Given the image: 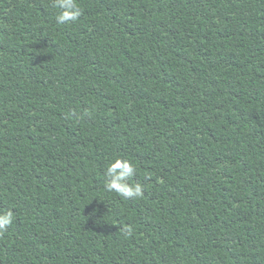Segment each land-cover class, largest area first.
Segmentation results:
<instances>
[{"label":"trees","instance_id":"obj_1","mask_svg":"<svg viewBox=\"0 0 264 264\" xmlns=\"http://www.w3.org/2000/svg\"><path fill=\"white\" fill-rule=\"evenodd\" d=\"M78 3L0 0V264H264V0Z\"/></svg>","mask_w":264,"mask_h":264},{"label":"clouds","instance_id":"obj_2","mask_svg":"<svg viewBox=\"0 0 264 264\" xmlns=\"http://www.w3.org/2000/svg\"><path fill=\"white\" fill-rule=\"evenodd\" d=\"M52 7L56 10L55 20L59 25L77 22L82 15V8L78 0H52ZM135 165L122 158H117L107 166L105 172V188L109 192H116L125 198H140L144 194V187L140 183H128L130 177L136 174ZM14 212L9 209L0 210V236L4 235L13 224ZM126 234L131 235L130 226L124 228Z\"/></svg>","mask_w":264,"mask_h":264}]
</instances>
